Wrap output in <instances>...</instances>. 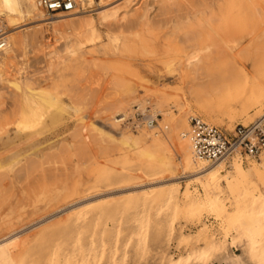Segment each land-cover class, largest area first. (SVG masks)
I'll return each mask as SVG.
<instances>
[{
  "label": "rangeland",
  "instance_id": "374dc122",
  "mask_svg": "<svg viewBox=\"0 0 264 264\" xmlns=\"http://www.w3.org/2000/svg\"><path fill=\"white\" fill-rule=\"evenodd\" d=\"M113 1L94 0L74 18L39 10L42 18L1 24L12 52L0 54V264H258L225 217L187 204V190L204 193L177 147L190 116L230 130L264 114V1L241 9L246 0H131L107 26L101 11L125 0ZM13 80L64 107L22 132ZM141 109H155L160 130L136 126ZM155 133L162 141L153 146ZM124 135L142 147L123 145ZM255 166V189L221 180L226 212L248 210L251 193L264 196V169Z\"/></svg>",
  "mask_w": 264,
  "mask_h": 264
},
{
  "label": "bare ground",
  "instance_id": "6f19581e",
  "mask_svg": "<svg viewBox=\"0 0 264 264\" xmlns=\"http://www.w3.org/2000/svg\"><path fill=\"white\" fill-rule=\"evenodd\" d=\"M78 1L80 3L81 9L78 8L75 11H72V12H69V13H60V14H64L63 16H72V18H74L73 17L74 15L79 14L80 12H85L84 10L86 8H89L94 2V0H78ZM100 1H102V0H100ZM115 1H113V2H115ZM130 1L131 0L122 1L119 4H117L115 7L112 6L110 9L108 8V9H106L104 11H101L102 15L100 16V18H101L102 22L105 25H107V26H113V25H111L112 21H113L112 19L118 17V12H119V9L121 8V7H117V6L123 4L124 5L123 7H126ZM158 1L159 0H157V4H158ZM164 1H166V0H164ZM188 1L195 2V0L194 1L187 0V2ZM247 1H249L250 4L251 3H255V2H253V0H246V1H244V6L242 5V3H239V4L236 5V8L242 7L241 9H244V7H247L249 9L251 7V5ZM171 2H172V0H171ZM171 2H170V5H171ZM178 2L180 3L181 1H177L176 3H178ZM220 2H221L220 0H217V4H219V6H220ZM161 3L163 4V2H161ZM181 4H182V2H181ZM160 5L161 4H159L158 8L161 9ZM172 5L177 6L175 3L172 4ZM166 6L167 5L165 4V7ZM171 6H169V7L171 8ZM187 6H188V4H187ZM163 7H164V5H163ZM169 7L167 6V8H166L167 12H168ZM180 7H183V5H181ZM181 9L183 10V8H180L179 11ZM189 9H190V7H189ZM263 9L264 8L262 7L261 10H263ZM39 10H41L42 12H44L47 15H52V14L48 13L47 10L41 5L40 0H0V32H2V29H3L2 25L5 24V23H9V24L13 25V24L17 23L19 20H21V19H23L25 17H28V18L29 17L30 18H42L43 15L40 13ZM161 10H160V12L164 13L165 10L163 9L162 10L163 12ZM240 11H243V10H240ZM136 12L138 13V11H136ZM158 12H156L155 15H157ZM58 14H56V15H58ZM164 15H166V13H164ZM61 16L62 15H60V17ZM77 16H80V15H77ZM131 16H133V15H131ZM160 16H161V14H160ZM170 16H172V15H170ZM170 16H169V18H170ZM166 17H167V15H166ZM178 17L180 18V16H178ZM143 18H144V15L141 16L139 19H137V21L141 22L140 20H142ZM118 20H119V18H118ZM118 20H116V22ZM125 21H122L121 23L124 22V24H125ZM161 21H164V20H161ZM114 23H115V21H113V24ZM117 23H115L116 26H117ZM156 23H158V22H156ZM52 25H54V24H52ZM136 25H135V27H136ZM139 25H140V23H139ZM125 26H123V27H125ZM84 28H85V26H84ZM112 29H113V27H111V30ZM114 30H116V29H114ZM132 30H133V28H132ZM261 30H262V28H261ZM188 39L190 40L189 37H188ZM10 40H8L7 36H5V35H3V33H1V35H0V54L5 51L6 52L5 56H7L10 53V51H11L10 48H11V45H12ZM220 42L223 43V41H221V40H220ZM236 42L240 43V41H236ZM75 58H77V57H75ZM3 59L5 60L4 57H3ZM194 59L196 61L195 60L191 61L190 62L191 65H193V63L195 64V63L200 61L199 58L198 59L194 58ZM212 60H213V58H212ZM5 63H6V61H5ZM70 67H73V66L70 65ZM0 77H1V74H0ZM8 84L11 87V89L17 91L18 93H21V101H20L19 104H17L16 110H15V114L13 116H16V122H17L16 126L22 132H26L29 129H31V131L36 130L37 127L40 124L44 123V117H45V114L47 112H49L48 116H50V114H52L53 111L57 112V111H59V109H62L64 107V103L61 100H58L57 98H55L54 96H52L51 94L46 92L45 90L35 89L34 86L32 87L30 85V83H28V82L22 83L19 80H13V81H9ZM121 94H122V92H121ZM12 96H14V95L12 94ZM16 98H15V100H16ZM11 99H12V97H11ZM124 104H122V105L124 106ZM11 105H13V102H12ZM141 106H142V104H140V108H141ZM124 108L126 110L125 106H124ZM141 111H143V110L141 109ZM151 111H152L151 112L152 114L150 115V118L146 117V119H144V121H146L148 119H151V118H153V119L155 118V109H152ZM118 116L121 117V118H119V119L115 118V122L116 123H120L121 121H126L125 119L128 117V114L125 111V113H121ZM191 117L192 116L189 117L188 121L186 120L183 123L182 127H183L184 130L180 132V140H181V142H179V145L177 147V153L181 157V164H182L183 168L195 171L196 173L200 174V176L198 178H199V184L201 185V187L203 189L204 198L198 199L199 196H198V198H197V196H192L191 191L187 190V192H186V198H187V201H188L187 204L191 205L192 208H194V209H200V208L204 207L205 205H208L209 207L214 209L218 213V215H220L222 217H225V220L227 221V223L229 225L233 224L235 229L239 233H243V234H245L248 237V243L246 244L247 247L244 248V250H245L244 254H247L249 259L257 262L258 264H264V241L260 242L259 240H257L254 237V234H256V233H258L259 235L264 237V196L262 194H260L259 196H256L253 193H251L250 194L251 197H250V200L248 202V208H249L248 210L243 211L244 207L241 208L240 205H239L236 212L228 213V212H226V210L224 208V203H223V200H222L221 195H220L223 192L222 185H221V180L223 178H225V180L227 181V183H228L227 186H228L229 189H232L233 187H237V186H240V185H247L249 187L251 186L254 189L257 188L258 187V183L256 181H254V178H255L254 176H256V171H257L255 165L256 164L260 165L264 169V158H263L262 162H260V163H251V164H249L248 165L249 167L248 166L245 167L243 165L242 161L235 160L231 164V166H229L231 169H226L228 166L224 165V164H216L214 166H211V165L205 164L204 162H196L195 159H194V154H193V148H192L191 140H190V138L188 136L189 135V131H190V118ZM260 118L261 119L264 118V114ZM13 124H14V122H13ZM45 125H46V123H45ZM145 125H147V124H145ZM144 129H146V130H156V129L160 130L159 127H151V128H145L144 127ZM167 129H168V127H167ZM38 134L39 133H33V134H30L28 137H29V139H34L35 137H37ZM154 135L155 136L152 139L153 146H155L156 144H158L159 142L162 141L158 137V135L156 133ZM121 143L123 145L127 146V147H136V148H138V147L141 148L142 147V146L140 147V144H141L140 139L137 138V137L134 138L131 135H124L122 137V139H121ZM141 153H142V155H145V156H147L149 158L157 157V154L154 151L150 150V149H146V148L145 149H141ZM49 156L50 155H48V157ZM32 159H30V161H29L30 164H29V162H28V164L33 166V164H31V161H33L34 159L33 160ZM44 159H46V158L44 157ZM44 159H43V161H44ZM159 159H160V157H159ZM160 160L164 161L166 163H170V159L168 157H166V156L165 157L164 156L161 157ZM32 163H36V162H32ZM43 163H42V165H43ZM46 163H44L45 166H46ZM29 165H28V168H29ZM252 165H254V166H252ZM45 166L43 165V167H45ZM26 167H27V165H26ZM47 168H48V166L45 167V170H47V173L50 174V172H49L50 167L48 169ZM30 169L33 171V169L31 167H30ZM31 170H29V171H31ZM29 171H27V172L30 175ZM32 171H31V174H32ZM23 172L22 173H17V175H19V176H20V174H22V176H23V174L25 175V173H23ZM34 172H35V170H34ZM45 173H46V171H45ZM39 174H37V176ZM48 174H46V176L49 177ZM55 175L57 176V174H55ZM50 177H52V174L50 175ZM229 178H232V180L229 181L228 180ZM39 179H38V181H39ZM0 181H2V177H1ZM40 181L42 182L41 179H40ZM247 217L250 218L251 220L249 222H244L243 220L245 218H247ZM236 257L240 258V256H238V255H236ZM179 260L180 259L176 260V262H179Z\"/></svg>",
  "mask_w": 264,
  "mask_h": 264
},
{
  "label": "built area",
  "instance_id": "2783aa9c",
  "mask_svg": "<svg viewBox=\"0 0 264 264\" xmlns=\"http://www.w3.org/2000/svg\"><path fill=\"white\" fill-rule=\"evenodd\" d=\"M40 3L52 15L81 9L78 0H40ZM137 114L135 124L138 128L156 127V117L144 121L146 117L150 118V111L145 113L139 110ZM188 136L195 161L211 166L224 164L229 167L235 160L247 164L248 161L260 160L264 154V118L228 130L219 128L201 117L192 116Z\"/></svg>",
  "mask_w": 264,
  "mask_h": 264
}]
</instances>
